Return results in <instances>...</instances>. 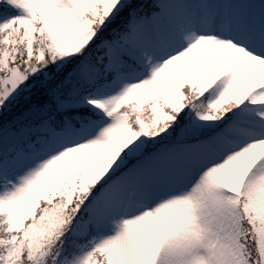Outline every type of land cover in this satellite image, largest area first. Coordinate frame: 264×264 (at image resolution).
<instances>
[{
  "label": "snow or ice",
  "instance_id": "6c2138e0",
  "mask_svg": "<svg viewBox=\"0 0 264 264\" xmlns=\"http://www.w3.org/2000/svg\"><path fill=\"white\" fill-rule=\"evenodd\" d=\"M0 264H264V0H0Z\"/></svg>",
  "mask_w": 264,
  "mask_h": 264
}]
</instances>
